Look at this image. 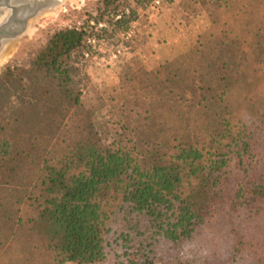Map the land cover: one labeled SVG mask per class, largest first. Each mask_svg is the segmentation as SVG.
I'll use <instances>...</instances> for the list:
<instances>
[{"label":"trees","instance_id":"trees-1","mask_svg":"<svg viewBox=\"0 0 264 264\" xmlns=\"http://www.w3.org/2000/svg\"><path fill=\"white\" fill-rule=\"evenodd\" d=\"M194 1L209 12L207 37L224 63L153 103L142 152L105 143L84 119L70 125L84 106L69 61L95 49L87 27L57 32L28 66L0 73V264H191L184 249L208 253L209 231L231 240L232 255L215 264L259 263L263 0Z\"/></svg>","mask_w":264,"mask_h":264},{"label":"rangeland","instance_id":"rangeland-1","mask_svg":"<svg viewBox=\"0 0 264 264\" xmlns=\"http://www.w3.org/2000/svg\"><path fill=\"white\" fill-rule=\"evenodd\" d=\"M139 1L117 0L107 6L110 0H64L32 19L21 36L3 47L0 56L4 55L5 61L0 63V73L7 66H28L57 32L87 27L95 35L90 39L95 43L87 44L95 49L90 55L87 51L76 53L69 61L77 69L75 79L80 82L78 89L84 106L82 115L72 117L70 125H83L77 122L84 119L95 126L105 143L115 141L144 151L141 137L151 127L147 111L154 109L153 103L156 105L171 90L175 95L165 99L175 98L176 90L185 91V85L196 73L223 64L219 58L225 51L220 43L207 37L212 19L201 3L143 0L138 4ZM261 9L264 12V0ZM104 10L106 14L102 15ZM133 11L134 20L125 30L114 27L118 21L131 19ZM234 94H240L239 88ZM204 234L202 246L207 245L208 253L188 247L183 251L185 257L192 259L191 264H204L200 258L206 255L212 259L208 264H215L214 255L223 260L232 255L231 240L225 234V241L216 240L221 233ZM256 250L259 258L256 264H264V242ZM11 252L4 256V261L16 258Z\"/></svg>","mask_w":264,"mask_h":264},{"label":"flooded vegetation","instance_id":"flooded-vegetation-1","mask_svg":"<svg viewBox=\"0 0 264 264\" xmlns=\"http://www.w3.org/2000/svg\"><path fill=\"white\" fill-rule=\"evenodd\" d=\"M41 7L59 6L64 0H40ZM55 1V2H54ZM31 0H0V51L5 46V42L13 39L28 24L35 12L30 9ZM29 8V9H28Z\"/></svg>","mask_w":264,"mask_h":264},{"label":"water","instance_id":"water-1","mask_svg":"<svg viewBox=\"0 0 264 264\" xmlns=\"http://www.w3.org/2000/svg\"><path fill=\"white\" fill-rule=\"evenodd\" d=\"M30 1V0H29ZM55 2V1H54ZM28 3V2H27ZM30 4V9H33L35 12L33 13L32 15V18L31 19H35L37 18L43 11H46V10H49V9H52V8H55L57 6H48V7H41L42 5V2L40 0H31V3H28V5ZM29 9V8H28ZM29 23L24 25L23 26V29L17 34V36L13 37V39L11 40H8L7 42H5L4 44H8L9 42L17 39L19 36H21L27 29ZM4 25H0V29L3 28Z\"/></svg>","mask_w":264,"mask_h":264},{"label":"bare ground","instance_id":"bare-ground-1","mask_svg":"<svg viewBox=\"0 0 264 264\" xmlns=\"http://www.w3.org/2000/svg\"><path fill=\"white\" fill-rule=\"evenodd\" d=\"M4 58H5L4 55H1V56H0V63H2L3 61H5Z\"/></svg>","mask_w":264,"mask_h":264},{"label":"built area","instance_id":"built-area-1","mask_svg":"<svg viewBox=\"0 0 264 264\" xmlns=\"http://www.w3.org/2000/svg\"><path fill=\"white\" fill-rule=\"evenodd\" d=\"M156 4H159V1H157ZM89 43H90V44H94L95 41H94V40H92V41L90 40ZM87 56H88V55H87Z\"/></svg>","mask_w":264,"mask_h":264}]
</instances>
